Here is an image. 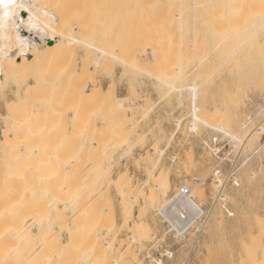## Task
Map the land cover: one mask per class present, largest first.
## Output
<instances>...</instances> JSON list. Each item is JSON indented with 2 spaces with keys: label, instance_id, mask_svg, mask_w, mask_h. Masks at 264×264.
Instances as JSON below:
<instances>
[{
  "label": "rangeland",
  "instance_id": "1",
  "mask_svg": "<svg viewBox=\"0 0 264 264\" xmlns=\"http://www.w3.org/2000/svg\"><path fill=\"white\" fill-rule=\"evenodd\" d=\"M197 1L198 7L180 20L178 4L171 1L58 0L63 31L87 44L64 40L62 54L51 69L58 83L52 109L56 113L50 111L38 125L46 133L32 145L3 140L9 107L23 105L17 87L27 82L7 80L0 85V177L35 161L36 154L30 151L35 144L43 154L55 156L49 169L58 168L54 160L76 154L70 165L75 178H87L85 199L93 205L91 218H95L86 224L95 239L92 247L81 248L78 264H112L117 250L108 253L104 245L111 208L119 241L128 243L132 236L122 225L125 216L132 225L143 214L148 226L137 258L129 257L128 264L136 260L140 264H264V0L248 4L236 0L233 6H227L226 0ZM191 39L196 47L187 50ZM110 54L131 60L125 64L132 69ZM74 67L75 72L85 68L86 74L73 76ZM152 75L169 81H181V75L195 79L202 114L219 116L217 128L241 131L239 143L202 124L199 132L186 130L191 93L178 94ZM98 86L115 91L127 109L125 116L122 105L92 99ZM158 150H163L162 155ZM170 154L175 160L169 163ZM160 171L166 174L164 188L169 185L165 195L160 191L161 205L175 203L182 188L189 189L195 203L193 219L178 231L170 219L154 214L147 202L152 177ZM253 172L258 173L256 180L250 179ZM126 175L132 192L125 197V209L114 184ZM27 176L33 177L29 172ZM136 194L138 198L132 199ZM25 207L22 220L31 223L28 202ZM45 215L52 220L48 230L66 242L69 228L61 225L64 218ZM256 240L260 246L252 249ZM57 251L74 260V255L68 257L73 250L59 247Z\"/></svg>",
  "mask_w": 264,
  "mask_h": 264
},
{
  "label": "bare ground",
  "instance_id": "2",
  "mask_svg": "<svg viewBox=\"0 0 264 264\" xmlns=\"http://www.w3.org/2000/svg\"><path fill=\"white\" fill-rule=\"evenodd\" d=\"M162 1H171L173 5L178 4L177 7L180 11L176 14V17L180 20L184 19L185 14L193 11L199 5L197 0ZM220 1L224 2L225 0ZM240 1L243 4H248L253 0H238V3ZM225 2L227 6H233L236 0H226ZM64 40H70L81 45L87 44L81 38L63 31L58 0H0V85L7 80L27 82L25 87L20 85L17 87V93H21L24 96V99L20 101L23 105L9 107L6 115V130H3V140L10 145H14L19 140H21V145L27 146L29 142L32 145V143L40 141L45 136L46 128H41L38 125L47 118L50 111L55 107V99L58 96V83L56 82V77L51 74V69L54 67L55 60L59 59L62 54ZM88 46L95 48L93 45ZM195 47V40L191 39L186 49L191 50ZM95 49L98 50L97 48ZM98 51H101L104 56L109 55L106 50ZM110 57L116 59V54H110ZM121 57L120 59L118 58L119 62H124V60L128 59L125 57L122 60L123 57ZM126 62L121 63L124 65ZM134 62L139 64L137 60ZM145 63L147 64V62ZM102 64L101 62V66ZM136 64L135 67L141 65ZM125 65L128 67V64ZM133 65L131 64V66ZM75 67H77L76 64ZM75 67L74 71H72L73 76L78 77L86 74L85 68L81 70L82 72H77L78 68H76L75 72ZM144 69H138L137 71H143ZM146 69L143 73L148 71ZM148 73L150 71L146 74ZM151 74L153 73L151 72L149 75ZM53 77L55 78L53 79ZM180 77L181 81H177L178 79L169 81L160 77L158 79L163 81L167 86L164 85L171 90L179 91L180 93L178 94L183 91L191 93V118L186 123L185 129L188 131L197 130L198 126L202 124V126L204 125L212 130L222 131L229 138L231 137V139L239 143L241 131L237 130V133H230L222 125L217 128L218 126L216 127L215 125L217 119L219 120V116H208V118L210 117L208 119L207 116L202 114L203 111L197 104L199 86L196 80L183 75ZM177 82H180L181 85H177ZM33 85H36V89L32 88ZM91 97L100 104L122 105L123 115L127 114V109L113 89L106 90L102 86L95 87ZM32 98L35 99L32 100ZM52 112L56 113V111ZM242 126L244 128L245 125L242 124L241 128ZM263 129L260 127L257 132L262 133ZM197 131L199 132V130ZM28 135L30 137L26 140L25 137ZM32 148L30 151L36 154L35 161L23 165L19 172L10 171L7 175L0 177V264H78L75 260L82 255L80 252L81 248L85 246L92 247L91 242L95 239L91 235V227L86 224V221L94 220L95 218H91L93 205L85 199V195L88 194V191H85L87 189L86 186H88V183H86L87 178L84 175L75 178L74 168L71 169L70 165L76 161V154H71L60 162L54 160L58 168L49 169L55 156L43 154V150L39 149V147L36 148L35 144ZM162 151L158 150L157 153L162 155ZM44 155L46 156L44 157ZM174 160V155L166 156L167 162L170 163ZM26 171L33 177L29 178ZM160 172L159 175L152 177L151 186L153 189L148 195L147 202L151 205L154 214H160L163 219H170L174 226L178 228V231L185 227L188 220L193 219L191 209L195 206V203L191 199V195L182 194L188 188H182L175 203L170 201L168 204L164 203V206L163 204L161 205L160 191H163L165 195L169 190V185L167 184V187L164 188L163 181L166 174L164 171ZM94 173H97V171ZM257 174L255 172L251 173L250 179L256 180ZM73 178L75 180L70 182L69 180ZM216 183L218 185L219 182ZM114 185L117 187L118 193L123 197L122 203H124L123 207L126 209V196L129 195L127 193L132 189L129 177L127 175L119 177ZM137 195L132 199H137ZM224 195L226 196V194H223L222 197H225ZM26 197H29V199L26 200ZM228 198L227 195L226 200ZM27 202L33 212L31 219L33 222L31 223H25V220H22L21 217V210L23 208L26 209L25 205ZM68 211H70V216L66 219ZM45 212L53 214L56 219L64 218L61 225L69 228L66 242L58 241V237L48 230L52 220L49 216H44ZM142 215L137 216L138 219H134L132 225H129V217L125 216L122 225L129 228L132 234L130 241L125 243L124 240H118L119 236L117 237L116 235L117 231H115L114 225V213L112 208L109 210L106 218L108 221V232L106 233L104 245L108 253H113V251L117 250L116 255L113 256L112 264H128L127 259L129 257L137 258L138 246L141 244L143 235L148 229ZM59 237H62L61 233ZM117 244L118 247H116ZM259 246V240L252 243V249H256ZM59 247L73 250L75 253H69L68 257L72 258L71 256L74 255L72 258L74 260L66 259L67 254L65 252L57 251ZM94 263L95 261H92L89 264ZM133 264L140 263L136 260ZM159 264L161 263L159 262Z\"/></svg>",
  "mask_w": 264,
  "mask_h": 264
},
{
  "label": "built area",
  "instance_id": "3",
  "mask_svg": "<svg viewBox=\"0 0 264 264\" xmlns=\"http://www.w3.org/2000/svg\"><path fill=\"white\" fill-rule=\"evenodd\" d=\"M182 194L183 195H190L191 192L189 191V189H185Z\"/></svg>",
  "mask_w": 264,
  "mask_h": 264
}]
</instances>
